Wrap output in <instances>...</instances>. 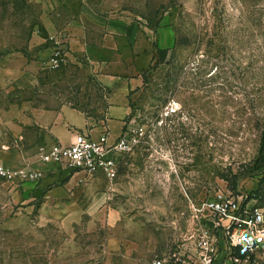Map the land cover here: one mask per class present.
Instances as JSON below:
<instances>
[{"label":"rangeland","instance_id":"374dc122","mask_svg":"<svg viewBox=\"0 0 264 264\" xmlns=\"http://www.w3.org/2000/svg\"><path fill=\"white\" fill-rule=\"evenodd\" d=\"M136 2L132 16L149 28L153 51L127 93L124 126L141 128L139 141L121 155L111 181L103 174L96 186L93 176L77 179L66 190L71 206L44 204L74 173L55 165L41 168L49 178L38 192L41 178L29 188L0 181V264H152L183 251L184 261L172 264H194L186 251L205 228L193 206L224 191L264 208V0ZM50 4L0 0L1 163L23 164L12 154L30 141L15 135L11 121L12 105L23 99L104 114L89 62L65 53L58 68L46 66L59 45L45 24ZM166 22L174 40L158 61L154 37L169 29ZM47 46L46 56H34ZM25 66L35 77L23 89ZM94 196L103 203L89 206ZM243 264H264V252Z\"/></svg>","mask_w":264,"mask_h":264},{"label":"crops","instance_id":"0c3cea01","mask_svg":"<svg viewBox=\"0 0 264 264\" xmlns=\"http://www.w3.org/2000/svg\"><path fill=\"white\" fill-rule=\"evenodd\" d=\"M136 1L51 0V9L46 11L48 13L46 28L53 31L54 39H60L68 58L84 59L90 63L94 79L104 94V107H100L104 114L102 117L93 118L81 108L69 104L49 108L33 105L24 99L20 105L13 104L11 108L13 132L20 140L30 141L23 149L15 150L12 154L21 162L23 158V164L30 163L41 169L48 163L38 159L37 147L41 144L49 147L55 143L66 145L76 131H88L97 137L100 129L106 127L109 139L112 140L124 128L123 119L128 113V90L139 82V72L149 65L153 56L149 28L132 16ZM165 25L170 32L167 30L155 33L154 39L156 43L158 42V48H167L173 44L171 27L167 22ZM49 51L50 46H47L39 49L34 56L37 58L46 56ZM33 77L34 73L28 71L25 66L23 76L19 80L20 87L25 89L28 84L33 83ZM112 115L118 122L115 128L111 125ZM41 170L45 177L42 175L40 183L42 185L36 186L35 192H38L49 178L45 169ZM102 174L71 173L64 185L58 187L59 189L53 188L52 194L58 195L54 198L46 196L44 204L55 206L75 204L66 190L71 189L74 182L82 177L93 176L91 183L96 186ZM58 175L57 173L55 176ZM27 182L29 188L33 186L32 182L37 181ZM27 188L24 189L25 192H28ZM103 201V197L94 196L88 205H100ZM68 218H72L71 215H67L66 219Z\"/></svg>","mask_w":264,"mask_h":264},{"label":"built area","instance_id":"2783aa9c","mask_svg":"<svg viewBox=\"0 0 264 264\" xmlns=\"http://www.w3.org/2000/svg\"><path fill=\"white\" fill-rule=\"evenodd\" d=\"M54 45L46 61V66L58 68L65 61L62 42L54 39ZM141 128L129 126L110 140L108 129L102 127L97 137L88 131H76L72 140L66 144L55 143L49 147L41 144L37 147L38 159L43 163L55 165L58 169L72 172L94 174L101 172L108 180L117 174V165L121 155L130 152L139 141ZM43 175L40 168L30 163L10 165L0 162V181H38ZM193 215L205 230L196 239L193 251L186 256L194 264H243L259 252H264V208L242 199L241 195H231L224 191L216 192L201 206L192 207ZM210 231H213L210 233ZM217 233L222 245L213 242ZM223 253L220 257V251ZM185 252H173L169 259L158 257L152 264H172L184 261L179 256Z\"/></svg>","mask_w":264,"mask_h":264},{"label":"trees","instance_id":"16d2710c","mask_svg":"<svg viewBox=\"0 0 264 264\" xmlns=\"http://www.w3.org/2000/svg\"><path fill=\"white\" fill-rule=\"evenodd\" d=\"M167 53V48H157L158 61H162Z\"/></svg>","mask_w":264,"mask_h":264}]
</instances>
